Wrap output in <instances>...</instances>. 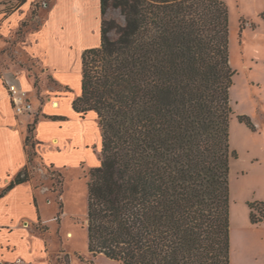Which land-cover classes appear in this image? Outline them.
<instances>
[{"label": "trees", "instance_id": "obj_1", "mask_svg": "<svg viewBox=\"0 0 264 264\" xmlns=\"http://www.w3.org/2000/svg\"><path fill=\"white\" fill-rule=\"evenodd\" d=\"M110 8L124 23L106 18ZM101 12V45L83 53L73 102L102 132L88 181L89 250L123 264H231L227 4L101 0ZM27 169L8 188L28 180ZM249 205L262 222L264 202Z\"/></svg>", "mask_w": 264, "mask_h": 264}, {"label": "crops", "instance_id": "obj_2", "mask_svg": "<svg viewBox=\"0 0 264 264\" xmlns=\"http://www.w3.org/2000/svg\"><path fill=\"white\" fill-rule=\"evenodd\" d=\"M27 13L23 5L8 10L0 3V264H49L47 236L40 229L48 187L27 175L28 180L8 188L29 169V126L39 157L53 168L83 167L89 161L94 168L102 148L97 115L73 108L82 91L83 53L101 45V0H54L40 28L13 40ZM9 84L27 90L31 112H15Z\"/></svg>", "mask_w": 264, "mask_h": 264}, {"label": "rangeland", "instance_id": "obj_3", "mask_svg": "<svg viewBox=\"0 0 264 264\" xmlns=\"http://www.w3.org/2000/svg\"><path fill=\"white\" fill-rule=\"evenodd\" d=\"M53 1L0 0L8 10L21 5L28 10L19 35L13 40L40 28ZM223 1L229 9L230 63L235 71L230 89L234 111L230 144L237 153L231 160L230 170L231 264H264V220L253 223L249 205L264 202V0ZM106 18L124 23V17L116 8H110ZM110 36L116 37L114 30ZM10 51L14 55L13 50ZM34 65L35 62L28 64L32 68ZM35 73L41 74L39 69ZM47 79L53 82L51 77ZM240 115L248 116L253 126L242 122ZM95 132L98 133L96 127V136ZM26 136L30 137L31 151L28 176L37 185L48 187L42 204L45 225L41 223L40 229L47 236L49 264H123L89 250L90 161L83 167L53 168L31 148V142H36L34 129L28 130ZM254 206L258 208L259 205L254 203Z\"/></svg>", "mask_w": 264, "mask_h": 264}, {"label": "built area", "instance_id": "obj_4", "mask_svg": "<svg viewBox=\"0 0 264 264\" xmlns=\"http://www.w3.org/2000/svg\"><path fill=\"white\" fill-rule=\"evenodd\" d=\"M8 91L17 114H24L33 110V103L29 99L27 90L17 84H9Z\"/></svg>", "mask_w": 264, "mask_h": 264}]
</instances>
